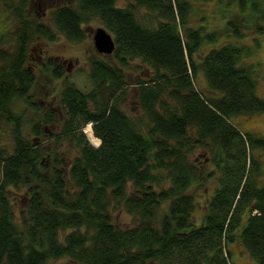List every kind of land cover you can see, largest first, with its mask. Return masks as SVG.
<instances>
[{"label":"trees","instance_id":"trees-1","mask_svg":"<svg viewBox=\"0 0 264 264\" xmlns=\"http://www.w3.org/2000/svg\"><path fill=\"white\" fill-rule=\"evenodd\" d=\"M29 1L0 0V15L5 9L16 24L3 29L0 17V121L10 139L0 143V264H232L227 245L236 241L264 264V139L232 120L264 114L256 65L242 64L253 47L235 42L246 30L264 34V0H215L231 37L223 42L217 27L201 23L205 15L193 22L191 0H131L127 7L65 0L52 7L50 21L66 40L81 42L82 25L98 18L115 42L114 64L107 54L89 58V91L68 81L60 91L67 118L56 141L78 148L71 160L40 140L54 121L52 108L31 125L29 138L12 108L22 99L39 109L30 97L36 76L26 64L28 46L57 34L25 13ZM135 58L145 65L134 82L139 116L122 106L123 67ZM46 69L54 79L65 73L54 61ZM199 73L206 88L196 86ZM88 122L99 146L82 132ZM195 148L205 152L213 167L206 175L216 182L198 223L188 193L201 177L189 159ZM158 170L169 186L156 191ZM120 208L133 225H115L112 212Z\"/></svg>","mask_w":264,"mask_h":264},{"label":"rangeland","instance_id":"rangeland-1","mask_svg":"<svg viewBox=\"0 0 264 264\" xmlns=\"http://www.w3.org/2000/svg\"><path fill=\"white\" fill-rule=\"evenodd\" d=\"M18 1V0H14ZM65 0H30L25 8V13L30 17H37L40 21L45 23L51 28L55 33L52 22L50 21V11L52 7L64 2ZM131 0H116V6L127 7ZM192 8L194 9L197 15H194L193 22L199 24L198 17L201 14L205 15V20L201 23L211 29L212 27H217L219 29L218 36L219 41H228L231 39L229 36L228 30L225 25V21L222 19L221 11L216 8L215 0H191ZM224 11L225 16L231 11ZM145 9H139L138 13L140 15L145 14ZM194 13V14H195ZM233 15H235L233 13ZM0 17L5 20V23L2 22L3 29L10 28V31H14L15 22H12V17L8 16V11L5 9L2 11ZM7 18L9 21L7 22ZM17 22V21H16ZM252 21L247 19V24H251ZM214 25V26H213ZM264 25V24H263ZM83 29L85 31V38L81 42H72L66 40L62 35L56 34V37L53 40H47L41 36L35 38L28 46V61L27 65L35 73L36 79L30 91L31 101L39 106L37 111L31 109L30 104L22 99H17L13 101L12 108L17 113L23 116L25 125L23 127V134L25 137H31V125L39 121L40 116L47 108H52L55 112L54 121L50 124H47L43 128V134L40 136V140L44 147L56 148L62 153V158L71 160L73 157L79 154L78 148L69 145L65 140L62 143L57 142L56 138L60 136V131L62 129L63 121L67 118L66 109L61 106L58 102L59 94L62 88L64 87L66 81L73 83L80 90L87 92L89 91L93 84L88 78L87 74L90 70L89 58L96 54V50L93 44V32L98 28L102 27L101 22L98 18H93L89 22L84 23ZM228 33V34H227ZM255 40L258 45L255 44ZM237 44L251 45L253 50L250 55L245 56L242 59V64H252L256 65V70L258 74V86L257 94L260 97H264V34L258 35L257 32L246 30L243 37L240 40L235 41ZM198 57V56H196ZM105 59L111 63H115L112 56H105ZM54 61L59 63L65 73L59 79H54L50 75V71L46 69V62ZM130 64L124 68V74L126 81L128 82L127 87V96L124 100L122 106L127 114L140 115L136 102V85L134 82L140 77L144 76L145 65L139 59H132ZM144 71V72H143ZM205 76L203 73H199L196 79V86L206 88L204 83ZM233 122L243 131L255 133L259 137L264 139V114L257 115H236L232 118ZM87 124L92 123L88 122L82 127V132ZM3 123L0 121V126L2 127ZM189 132H193L190 130ZM8 131L3 127L0 130V143L2 145L9 143ZM88 141L93 146L100 145L99 142L96 145L95 142L90 140L85 134ZM189 159L194 161L199 167L201 172L200 180L194 183L191 188L188 190V193L192 194L195 200V208L193 212L194 220L198 223L202 216L205 213V204L209 196L213 193V190L216 186L214 178H208L206 173L213 170L212 165L207 160L205 152L201 148H195V150L189 155ZM264 159V155H263ZM161 175V182L159 184H153V188L156 191L165 189L169 186V180L165 178L164 173L160 170L157 171ZM0 175H1V165H0ZM14 201L17 204V208H23L24 198L22 195H13ZM168 201L161 203L159 207V213L163 214L167 211ZM113 222L118 227H127L135 223L132 218V215L128 214L123 208L115 210L112 212ZM227 248L231 254V263L232 264H256L255 259L249 254V252L242 246L238 241L228 244ZM63 260H58L57 262H52V264L59 263ZM156 264V263H153Z\"/></svg>","mask_w":264,"mask_h":264},{"label":"water","instance_id":"water-1","mask_svg":"<svg viewBox=\"0 0 264 264\" xmlns=\"http://www.w3.org/2000/svg\"><path fill=\"white\" fill-rule=\"evenodd\" d=\"M93 44L97 53L111 54L115 48V42L111 34L103 27H98L93 32ZM89 138V137H88Z\"/></svg>","mask_w":264,"mask_h":264},{"label":"bare ground","instance_id":"bare-ground-1","mask_svg":"<svg viewBox=\"0 0 264 264\" xmlns=\"http://www.w3.org/2000/svg\"><path fill=\"white\" fill-rule=\"evenodd\" d=\"M84 132L89 137L90 140H92L93 142L96 143V145H98L97 143L99 142V140H98V138H96L94 136L93 131H92V127L90 124L86 125V127L84 128Z\"/></svg>","mask_w":264,"mask_h":264}]
</instances>
